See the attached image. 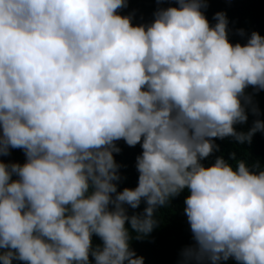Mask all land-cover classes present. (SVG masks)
Wrapping results in <instances>:
<instances>
[{
    "label": "clouds",
    "instance_id": "clouds-1",
    "mask_svg": "<svg viewBox=\"0 0 264 264\" xmlns=\"http://www.w3.org/2000/svg\"><path fill=\"white\" fill-rule=\"evenodd\" d=\"M175 2L134 26L128 0H0V157L25 155L0 160V264H145L129 228L149 236L185 191L177 264H264V168L202 163L264 132L236 127L260 115L264 36L233 44L225 12L212 25L208 0ZM121 140L142 152L118 191Z\"/></svg>",
    "mask_w": 264,
    "mask_h": 264
},
{
    "label": "trees",
    "instance_id": "trees-1",
    "mask_svg": "<svg viewBox=\"0 0 264 264\" xmlns=\"http://www.w3.org/2000/svg\"><path fill=\"white\" fill-rule=\"evenodd\" d=\"M177 6L175 0H164L162 3H157V0H128V6L121 9L119 14L122 16L131 15L132 23L135 26L151 23L154 19L153 13L158 8ZM202 11L212 25L215 24L213 20L215 13H226L229 20V41L233 44L246 43L253 31L264 36V0H208L207 8ZM238 29H243L245 35H238ZM247 92L252 95V103L258 107L260 115L254 116L249 112L247 123L236 126L238 131H247L256 119L264 121V91L255 92L254 89L249 88ZM214 142L219 145L220 150L202 162L206 166L213 163L217 156H223L233 167L237 161L244 160L249 166L259 162L264 168V132H257L253 136L251 144H237L231 138L217 139ZM116 144L121 149L119 154L114 153L116 163L121 165L119 170L121 180L116 182L118 191H122L126 187L134 189L138 185L136 157L141 154L142 149L140 145L129 147L123 140L117 141ZM231 153H235V160L229 158ZM0 160L6 164H23L25 155L20 149H10V155L0 157ZM187 195V191L182 192L170 202V205L158 209L156 219L159 224L149 236L137 240L135 237L139 234L132 232L129 228L133 237L131 248L138 256L144 257L145 264H177L181 249L192 243L190 228L183 214V201ZM144 207L145 204L142 202L136 210L128 208L127 214L131 216L134 212L140 213ZM99 244H102V241L93 236V245ZM13 264H23V262L14 260ZM227 264H236V262L229 260Z\"/></svg>",
    "mask_w": 264,
    "mask_h": 264
}]
</instances>
